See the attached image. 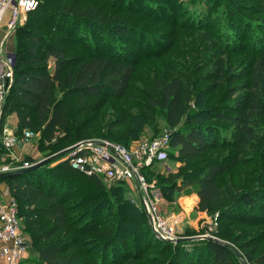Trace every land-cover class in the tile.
<instances>
[{
  "label": "trees",
  "instance_id": "obj_1",
  "mask_svg": "<svg viewBox=\"0 0 264 264\" xmlns=\"http://www.w3.org/2000/svg\"><path fill=\"white\" fill-rule=\"evenodd\" d=\"M45 1L29 13L25 24L15 32L18 37L14 46V82L5 100L3 116L12 104L19 124L17 135L24 129L40 131L41 150L53 154L62 150L59 148L74 144L77 137L101 134V127H96V123L103 124L102 112L111 101L123 100L129 89L134 73L132 50L121 46V50L114 49L109 40L94 44L93 38L101 40L100 32L107 30L112 38L123 39L137 50L142 40L131 41V30L145 27L151 18L161 24L168 22L169 17H163L161 8L152 11L144 3L129 8V0L126 3L124 0H47L55 14L72 24L66 25L62 18L57 19L58 24L57 21H53L54 25L47 23L56 35L45 40L41 33H35L36 25L31 24ZM173 2L168 0L165 4L175 6ZM131 13L136 17L130 16ZM43 21L51 22V19ZM81 21L92 25L93 37H79L68 43L67 38L74 35L77 27L75 24ZM169 23L177 30L203 28L186 27L178 20ZM207 35L200 36L204 44L209 43ZM158 42H164L167 48L171 41ZM210 46L217 56L209 73L211 81L204 90L209 103L216 97L217 103L222 102L216 105L215 111L205 113L204 117L189 112L194 104V80L189 75L175 73L151 78L143 110L144 113L152 109L164 112L166 126L171 129L169 154L176 149L185 163L193 162L213 148L232 154L225 157L227 166L210 165L198 172L196 181L198 210L217 213L222 227H227L246 221L240 215L241 209L264 212L255 198L256 195L264 198L260 192L264 188L262 166L254 174L259 187L252 191L237 193L231 186L223 188L217 183L228 168L239 162L240 155L252 153L264 159V50L248 51L250 57L241 66L233 57L244 54L243 50L231 51L227 56L220 47ZM72 50L80 51L81 55L68 57ZM50 59L54 66L52 72L46 70ZM60 89L63 94L57 98ZM72 108L73 121L70 120ZM82 117L85 119L75 127ZM216 122H222L227 129L219 138L218 131L211 132L216 129ZM116 124L121 123L115 121L112 127ZM53 162L28 175L7 180L10 195L18 207L24 208L18 212L17 207V216L22 215L25 220L23 232L30 239V253L36 255L32 264H241L229 244L227 236L231 233L221 231L217 234L221 240L216 241L210 238L174 243L157 240L145 212L122 196L124 189L120 183L107 189L98 178L73 170L67 160L50 166ZM159 184L167 190L165 199L171 200L172 193L179 191L173 190L169 181ZM74 210L78 211L73 213ZM73 219L81 225H72ZM262 220L259 217L251 222ZM63 232L69 236L57 239ZM248 246L246 243L242 248ZM164 255L168 257L163 258ZM243 258L246 264H264V251L256 256L253 251H246Z\"/></svg>",
  "mask_w": 264,
  "mask_h": 264
},
{
  "label": "rangeland",
  "instance_id": "obj_2",
  "mask_svg": "<svg viewBox=\"0 0 264 264\" xmlns=\"http://www.w3.org/2000/svg\"><path fill=\"white\" fill-rule=\"evenodd\" d=\"M166 1L168 0H129L127 2L129 8L140 5L141 3L148 5L152 11L161 8L163 10V17H169L168 22H162L161 24L151 18V22H147L145 27L141 28L139 26L137 30H131V41L142 40L141 48L138 47L135 50L129 42L123 39L117 40L112 38V34L110 35V32L107 30L100 32L102 35L100 37L102 38L101 40H95L93 38L92 42L94 44H100L109 40V45L114 46V49L121 50V47H126L127 50L131 49L133 54L131 53L130 59L134 63V73L129 81V89L123 100L111 101L107 109L102 112L103 124L96 123V127L97 125L101 127L100 132L102 135L100 133H88L93 135L77 137L74 140V144L80 141L91 140L110 141L120 145L124 143L127 145L125 147H132L141 141H149L170 132L171 129L166 126L164 112L162 110L152 109L148 110L147 113H144L143 110L147 101L146 92L151 78L159 77L165 73L184 74L192 77L194 80V104L192 103L189 107V112L196 114L197 117H204L205 113L215 111L217 108L216 105L222 103L216 102L217 97L214 99L215 102L209 103L204 90L205 86L211 81L209 73L217 56V53H214L210 45L214 44L220 47L227 56L232 54L231 51L243 50L242 53L244 54H235V58L233 57L241 66L244 65L243 60L249 59L250 57L248 56V51L254 49L264 50V0H172L176 4L175 6L165 4ZM123 3H126V0ZM58 15V13L55 14L50 3L46 0L31 21V24L36 25L38 28V30H35V33H41L45 40L49 39L50 35H56L53 34L55 32L52 26H48L47 23L54 25L53 21L60 20L61 18L64 19L62 15ZM124 16L126 18L129 17L128 14ZM130 16L133 18L136 17L135 13H131ZM43 19H51L52 23L49 21L44 22ZM175 20L181 21L186 27L194 25L195 27L203 28L194 31L187 30L186 28L184 30H177L169 23V21ZM58 23L59 21H57ZM65 23L66 25L72 24V22L66 20ZM75 25L77 27L74 30V35L70 39L67 38L68 43L71 39H78L79 37H93L91 34L92 25L82 21ZM205 33L208 34L206 41L209 43L204 44L200 41V36ZM17 37L14 34L5 44L10 41L11 45L15 46ZM159 40L165 42L170 40L171 42L167 44L166 48L165 43H159ZM14 46L11 50H8V53L14 54ZM243 47L244 49H241ZM246 48H248L247 51H245ZM5 51L7 50H3V53ZM80 53L78 50H72V52H69L68 57H76L77 55H81ZM226 59L229 58L226 57ZM53 67V60L50 59L46 64V70L52 72ZM238 83L240 81L236 82L235 85ZM240 93H243V91ZM9 94L10 92L7 93V95ZM62 94L61 89L58 90L57 98L62 97ZM5 99H7V96ZM8 103H11V101ZM11 105L8 106L9 108H5L6 112L2 119L3 123L12 129V133L18 136L17 134L20 133L19 124ZM74 118V109L72 108L70 110V120L73 121ZM84 119L82 117L74 126L77 127ZM115 121H119L121 124H116L119 126L115 125L116 127H112V123H115ZM182 125L186 124L183 122ZM16 130L17 132H15ZM212 131H218L217 137L219 138L222 137V134H226L227 129L222 122H216V129H211ZM36 132V138L28 146L24 147L23 152H21L22 156L17 157V160H12L6 151L0 150V164L10 168L20 167L23 162L34 164L52 155V152L48 150H41L40 145L42 141L40 131ZM211 132L208 131L206 135L209 137ZM67 147L70 146H66L65 148ZM65 148H59V150ZM228 155L232 156L228 150L221 151L218 148H213L203 156L196 158L193 162L185 163L179 157L177 150L174 149L165 159L155 163L152 171L147 174L145 173L144 177L147 183L154 190H157L153 195L157 199V207L161 211L162 216L170 221L175 220L177 215L182 219L177 224L178 226L175 227V236L177 239H198V237H206L221 240L217 234L224 230L225 233H231L227 237L230 247L237 254L238 262L240 261L241 264H246L243 258L244 252L253 251V255L256 256L264 251V212L241 209L240 215L246 221L242 224L234 223L227 227H222V224L218 220V214L211 211L205 212L204 219L193 221L199 211V201L197 203L192 201V198L197 196L198 186L196 181L199 177L198 172L201 173L202 169L205 170L213 164H224L227 166L228 158L225 157ZM60 161L62 160L57 159L50 166H54ZM238 161L236 165L228 168L217 179V183L223 188L231 186L237 193L252 191L256 187H259L254 174L259 171L261 166L262 171H264V159L257 155L254 156L251 153L248 156L240 155ZM25 175H28V173ZM173 177L175 179L174 181L171 180ZM163 180L169 181L173 190H179L172 193L171 200L165 199L164 197V192L167 190H163L159 184ZM120 184L124 189L122 196L134 205L132 201H137L138 195L135 193L132 179L120 182ZM116 185L117 183H104V187L107 189ZM260 192L264 193V188ZM182 198H184L185 202L181 200ZM255 198L264 210V198L258 197V195ZM29 209L31 210L30 206ZM23 210V205H20L18 212H23ZM77 211L74 210L73 213ZM216 214L217 217L215 216ZM259 217L263 218V220L251 222ZM19 221L20 234L24 238L25 236H23L22 232L24 230L25 220L22 215L19 216ZM203 221L206 222L202 223ZM71 224H75L76 226L81 225L80 223L76 224L75 219L71 220ZM68 236L63 232L57 236V239ZM246 243L249 246L242 248V245ZM164 257L168 256L164 255ZM35 259L36 255L31 251L30 257L25 259L24 263L32 264L31 261Z\"/></svg>",
  "mask_w": 264,
  "mask_h": 264
},
{
  "label": "built area",
  "instance_id": "obj_3",
  "mask_svg": "<svg viewBox=\"0 0 264 264\" xmlns=\"http://www.w3.org/2000/svg\"><path fill=\"white\" fill-rule=\"evenodd\" d=\"M42 0H0V144L2 150L10 155L12 160L17 158L12 154L13 147L28 145L36 138L37 132L24 129L15 136L3 120V108L7 93L11 90L14 80L15 56L2 48L4 43L22 27L31 11ZM170 133L162 134L149 141H141L132 147L110 141L85 140L70 147L73 149L63 157L70 167L87 176L96 177L103 183H120L132 179L137 201L133 206L145 212L148 224L155 238L165 242H176L175 227L180 222L178 215L175 220L162 216L157 207V199L153 195L157 190L147 183L144 177L146 170L152 171L153 165L169 155ZM68 148V147H67ZM32 163L23 162L20 167H8L0 164V173L28 168ZM217 217V214L215 215ZM206 238V237H205ZM0 241L3 264H19L24 255V238L20 234V221L17 216V204L11 197L3 204L0 202Z\"/></svg>",
  "mask_w": 264,
  "mask_h": 264
},
{
  "label": "crops",
  "instance_id": "obj_4",
  "mask_svg": "<svg viewBox=\"0 0 264 264\" xmlns=\"http://www.w3.org/2000/svg\"><path fill=\"white\" fill-rule=\"evenodd\" d=\"M11 37H12V36H11ZM11 37H10L8 40H10ZM0 39H1V34H0ZM8 40H7V41H8ZM4 45H6V47H3V48H2V51H3V50H7V52H8V50H11L12 47L14 46V45H11L10 41H9L8 43H6V44L4 43ZM4 45H3V46H4ZM17 122H18V121H17ZM6 126H7V125H6ZM7 127H8V126H7ZM8 128L12 131V129H11L10 127H8ZM26 146H28V145H23V146L18 145V146H16V147H13V149H12V154H13L16 158H17V157H21V156H22V153H21V152H23L24 147H26ZM0 150H2V148H1V144H0ZM11 197H12V196H11L10 193H9V188H8L7 180H1V181H0V202L3 203V204H5V203L8 201V199L11 198ZM12 198H13V197H12ZM181 200H183V202H185L184 198H182ZM186 200H187V199H186ZM188 200H190V199H188ZM192 201L195 202V203H197V202L199 201L198 196H194V197L192 198ZM179 203H180V201H179ZM204 215H205V212H200V211H198V212H197V215H196V218L193 219V221L195 222V221H198L199 219H204V218H203ZM204 222H206V221H203L202 223H204ZM22 233H23V236H25V237H24V244H23V246H24V248H25V252H24V255L22 256V259L20 260L19 264H25V263H24V260L27 259V258L30 256V250H31L30 239L28 238V236H27L24 232H22ZM3 245H4L3 242L0 241V264H3V260H2V257H1V247H2Z\"/></svg>",
  "mask_w": 264,
  "mask_h": 264
},
{
  "label": "water",
  "instance_id": "obj_5",
  "mask_svg": "<svg viewBox=\"0 0 264 264\" xmlns=\"http://www.w3.org/2000/svg\"><path fill=\"white\" fill-rule=\"evenodd\" d=\"M72 149H73V147H68V148L62 149V150L50 155L49 157H46L40 161L35 162L34 164L29 166L28 168H23V169L16 170V171L0 173V181L1 180H8V179L13 178V177H18V176L24 175L26 173L33 172V171H35V170L53 162V161L63 157L68 152H70ZM198 238H202V237H198ZM191 239H193V238L177 239L176 241L180 242V241L191 240ZM212 240H215V239H212Z\"/></svg>",
  "mask_w": 264,
  "mask_h": 264
}]
</instances>
